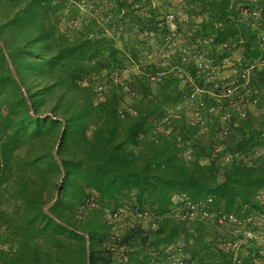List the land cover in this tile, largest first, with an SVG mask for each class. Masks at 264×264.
I'll list each match as a JSON object with an SVG mask.
<instances>
[{
  "label": "trees",
  "instance_id": "16d2710c",
  "mask_svg": "<svg viewBox=\"0 0 264 264\" xmlns=\"http://www.w3.org/2000/svg\"><path fill=\"white\" fill-rule=\"evenodd\" d=\"M174 1L0 0V40L38 116L0 48V264H87L79 232L90 264H263L235 230L264 221V68L250 76L256 111L241 119L225 102L224 138L218 117L195 122L187 97L211 89L201 55L218 68L240 51L239 74L264 58V16L244 19V0H181L188 27L175 17L174 47ZM51 114L66 122V175L49 211L74 230L44 212L61 177L63 123ZM127 205L140 221L118 234L113 216Z\"/></svg>",
  "mask_w": 264,
  "mask_h": 264
},
{
  "label": "built area",
  "instance_id": "2783aa9c",
  "mask_svg": "<svg viewBox=\"0 0 264 264\" xmlns=\"http://www.w3.org/2000/svg\"><path fill=\"white\" fill-rule=\"evenodd\" d=\"M245 2L242 8V17L244 19H252L254 21H259L264 16V7L260 3V0H244ZM247 6H253L249 8ZM175 15L169 13L166 16V22L168 24H173ZM172 38L174 39V47L180 46L182 43V36L177 33L175 28H171ZM214 37L210 36L208 42H213ZM260 47L264 48V28L260 29L259 34ZM202 40L199 39L198 43ZM222 48L224 50L230 49L231 46L228 44H223ZM193 47H185L183 52L186 55H191ZM162 58L166 57V54L161 55ZM264 68V58L258 59L255 62L248 64L246 69H244L239 74V83L236 81L228 80L227 78H220L218 76L217 67H212L209 62L205 61L201 57L197 59V69L199 73H208V82L211 84L210 90H202L196 88L187 97L188 103L191 105V111L195 122L205 124V114L207 113L211 117L219 118V125L217 127L218 138H224L229 135L231 129V114L228 111L225 102L231 111L237 114L239 118H245L247 115V110L250 107L255 108L259 102L258 91L251 86L250 76L255 69ZM206 94L209 96L211 103L206 102L202 95ZM217 148V147H216ZM188 208L191 210V214L195 215L199 212L198 207L195 204L187 203ZM146 215V214H145ZM204 216H208L206 212L203 213ZM118 213L113 216L117 218ZM142 217V214H139ZM220 223H236L237 220L233 216H228L222 214L219 218ZM239 233L244 235L245 240L251 241L255 240L256 245L251 254L252 258L262 261L264 259V236H259L257 233L253 232L246 225H240V229L237 230ZM171 264H189L181 259H174Z\"/></svg>",
  "mask_w": 264,
  "mask_h": 264
},
{
  "label": "rangeland",
  "instance_id": "374dc122",
  "mask_svg": "<svg viewBox=\"0 0 264 264\" xmlns=\"http://www.w3.org/2000/svg\"><path fill=\"white\" fill-rule=\"evenodd\" d=\"M188 5L187 2H182L181 0H178V1H174V2H171V5L169 7H164V11L166 12H170V13H173L175 15V17L179 18L181 20V23H182V27L184 29H186L188 27V24H186L185 22V19H186V6ZM200 20V18L197 19V21ZM171 28H176L174 24L171 25ZM152 41V40H151ZM239 55H237V57H235L234 60H232V62L234 63V65H229L227 68L223 69V70H230L233 69L234 71H236L235 74L231 75V77H229L228 80H232V81H238L237 80V74L239 73V69H240V65H239V62L236 61L237 59L240 58V51L238 52ZM154 57L153 56H148L147 60L148 61H151ZM232 70V71H233ZM137 71V67L136 66H130L129 67V70L125 71L124 72V75L125 77L128 76L129 72H136ZM231 73V72H229ZM221 75H223V73H220ZM221 75H218L220 78ZM250 110H254L256 111L255 109L256 108H253V107H250L248 108ZM213 122V119L211 116H208L207 114H205V123H212ZM115 221V224H116V229H117V233L118 234H123L127 228L129 226H132L134 224H136L139 220V218L135 215L134 211H132L131 209V206L130 205H127L125 207V210L124 212H122L120 215L117 216V218L114 219ZM256 222V226H257V230H256V233L259 235V236H264V221L262 219H259V218H256L255 220ZM145 223V221H144ZM235 233L237 234L238 231L235 230ZM263 264H264V260H263Z\"/></svg>",
  "mask_w": 264,
  "mask_h": 264
},
{
  "label": "water",
  "instance_id": "95a60500",
  "mask_svg": "<svg viewBox=\"0 0 264 264\" xmlns=\"http://www.w3.org/2000/svg\"><path fill=\"white\" fill-rule=\"evenodd\" d=\"M0 48H1V50H2V52H3V54H4V56H5L6 62H7V64H8L9 70H10V72H11L13 78H14L15 81L17 82L19 88L21 89V92H22V94H23V97H24V99H25V101H26V103H27V105H28V107H29V109H30V112H31L32 116H34V117H38V116L35 114L34 110H33L32 103H31V100H30V98H29V94H28L26 88L23 86V84H22V82H21V80H20V78H19V76H18V74H17L16 68H15V66H14V64H13V61H12V59H11V57H10V55H9V53H8V51H7L6 47H5V45H4V43H3L1 40H0ZM51 115H52V114H51ZM45 116H46V115H44L43 117H45ZM52 117H53L54 119L56 118V117H54L53 115H52ZM56 119H60V120L62 121V123H63V128H62V132H61V134H60L59 140H58L57 144L55 145V147H54V149H53V157H54L55 161L57 162V164H58V166H59V168H60V171H61V177H60V179H59V181H58V183H57V184H58V189H57V191H56V193H55V197H54V199H53L51 202H49V203L44 207V212H45V214H47L49 217H51L52 219H54L57 223H59V224L65 226V227H67V228H69V229H71V230H74L72 227H70V226H68L67 224H65L64 222H62L60 219H58L56 216H54V215L49 211V208H50V207H51V206L57 201V199H58V197H59V195H60V188H61V185H62L63 179H64V177H65V175H66V171H65L64 165H63L62 160H61V158H60V156H59V154H58V150H59V146H60V144H61V140H62V138H63V132H64V127H65V125H66V122H65L64 119H61V118H56ZM79 233L82 234V235L86 238L87 264H90V259H91L90 237H89L87 234H85V233H82V232H79Z\"/></svg>",
  "mask_w": 264,
  "mask_h": 264
},
{
  "label": "crops",
  "instance_id": "0c3cea01",
  "mask_svg": "<svg viewBox=\"0 0 264 264\" xmlns=\"http://www.w3.org/2000/svg\"><path fill=\"white\" fill-rule=\"evenodd\" d=\"M183 44H184V43H183ZM237 55H239V53H236L235 56H233V57L230 58L229 60L225 61V63H224L222 66L218 67V69H217V71H218V75H221L220 73H223V75H221V77H222V78H227V79H229V77H231V75H233V74L236 73V71H234L233 69H231V71H230V70H223V69L227 68L229 65H234V63L232 62V60H234L235 57H237ZM201 56H202L201 58L205 59L204 55H201ZM240 57H241V56H240ZM236 61L239 62V59H237ZM239 65H241L240 62H239ZM232 70H233V71H232ZM239 70H240V69H239ZM229 72H231V73H229ZM238 74H239V73H238ZM238 74H237V76H238Z\"/></svg>",
  "mask_w": 264,
  "mask_h": 264
}]
</instances>
